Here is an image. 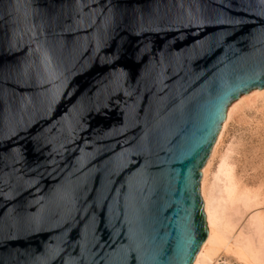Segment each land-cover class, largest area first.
<instances>
[{"label":"water","instance_id":"95a60500","mask_svg":"<svg viewBox=\"0 0 264 264\" xmlns=\"http://www.w3.org/2000/svg\"><path fill=\"white\" fill-rule=\"evenodd\" d=\"M261 89L264 0H0V264H193Z\"/></svg>","mask_w":264,"mask_h":264},{"label":"bare ground","instance_id":"6f19581e","mask_svg":"<svg viewBox=\"0 0 264 264\" xmlns=\"http://www.w3.org/2000/svg\"><path fill=\"white\" fill-rule=\"evenodd\" d=\"M248 111L264 119V89L241 96L228 108L218 139L202 169L201 196L208 234L193 264H264L262 183H250L235 172L231 163L235 148L226 146L222 151L228 126Z\"/></svg>","mask_w":264,"mask_h":264},{"label":"rangeland","instance_id":"374dc122","mask_svg":"<svg viewBox=\"0 0 264 264\" xmlns=\"http://www.w3.org/2000/svg\"><path fill=\"white\" fill-rule=\"evenodd\" d=\"M255 114L248 111L244 117L230 123L222 151H225L226 146L235 148V155L231 158L235 172L250 183H262L264 190V119H261L260 114Z\"/></svg>","mask_w":264,"mask_h":264}]
</instances>
